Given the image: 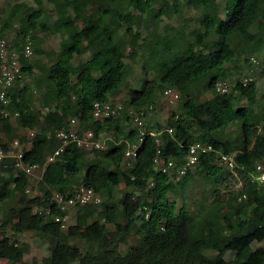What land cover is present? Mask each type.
I'll use <instances>...</instances> for the list:
<instances>
[{
	"label": "trees",
	"instance_id": "obj_1",
	"mask_svg": "<svg viewBox=\"0 0 264 264\" xmlns=\"http://www.w3.org/2000/svg\"><path fill=\"white\" fill-rule=\"evenodd\" d=\"M217 1L22 0L7 10L0 38L14 31L11 42L28 80L16 82L9 94L17 118L0 111V148L7 154L0 160L4 264H29L23 261L28 245L16 238L25 232L46 241L49 254L41 264H264V188L251 178L256 163L264 162V103H258L255 81L244 87L237 77L229 92L215 89L220 78L230 79L228 63L242 55L250 63L249 54L264 47V0H225L224 16ZM44 2L54 12L51 20ZM184 2L199 10L197 25L188 35L170 24L161 31L162 18L180 16ZM38 31L58 34L60 47L41 46ZM26 38L39 58L24 56ZM127 48L132 50L129 58L140 60L151 78L130 88L120 115L95 119L93 103L112 101L132 75L130 62L120 55ZM166 87L180 98L164 125L145 122L146 130L159 132L157 143L153 135H139L129 113L156 105ZM240 98L246 105L237 104ZM72 118L79 137L88 130L115 131V136L103 148L86 149L75 140L63 143L55 130L67 128ZM233 121L242 137L238 149L226 134ZM28 130L34 135L29 137ZM119 138L123 140L117 142ZM15 139L19 147L13 145ZM127 141L138 143L129 163ZM194 141L211 143L214 150L179 181L154 169L157 149L179 162ZM58 148L54 160L46 162ZM18 149L24 162L44 166L38 182L8 155ZM220 152L233 154V171L216 163ZM193 178L206 183L212 197L195 214L177 209L169 198L174 186ZM121 183L116 194L109 193ZM79 184L101 195L99 210L94 215L80 206L75 223L62 228L53 216L66 211L57 208L53 192L70 194ZM77 240L84 241V248ZM255 242L263 244L255 247Z\"/></svg>",
	"mask_w": 264,
	"mask_h": 264
},
{
	"label": "built area",
	"instance_id": "obj_2",
	"mask_svg": "<svg viewBox=\"0 0 264 264\" xmlns=\"http://www.w3.org/2000/svg\"><path fill=\"white\" fill-rule=\"evenodd\" d=\"M23 54L25 57H31L33 50L31 47V41L26 38L22 45ZM249 61L251 63L257 62L254 55L249 56ZM24 76L21 71V63L19 61L18 51L13 47L11 39L0 38V103L2 104L1 113L11 119H16L18 116V111L14 110L10 106V91L18 82L20 85L23 82ZM239 83L246 87L250 82L254 81L251 75H242L238 78ZM235 83V82H233ZM234 85V84H233ZM216 91L220 93H227L231 89V81L229 78H220L215 83ZM162 96L174 102L179 100L180 95L177 90L172 87H166L162 91ZM152 105H149L144 111L150 109ZM122 106L120 104H114L112 101L103 103L101 101H95L92 107V115L95 119H102L111 115H117L120 112ZM45 107L44 110H47ZM144 111H130V121L133 126L138 129L139 135L143 136L145 134H150L155 136V141L160 143L159 132L148 131L145 129V112ZM77 123L74 118L70 120L67 128H61L55 130L57 137L62 139L63 143L70 140L77 141L78 145L86 148H103L105 146V141L107 139L112 140L114 137H103L104 134L99 132L95 134L93 131L88 130L82 134L81 137L77 135ZM168 132H172L171 127L164 128ZM28 136L34 135L33 130L27 131ZM123 138L117 139V142H121ZM13 145L19 147V141L15 139ZM138 143L127 141V147L124 151V156L127 159V163L133 160L137 154ZM61 148L56 149L52 154H50L46 162L53 161L55 156L59 153ZM214 147L211 143H206L202 141H194L186 146V151L179 162L172 157H164L160 154V150L157 149V153L153 159L154 169L160 170L166 173L170 179L174 182L179 181L188 170L193 169L200 161L203 154L213 151ZM7 154L0 148V160ZM15 157V166L19 170L23 171L28 177L32 178L36 182L42 176L44 166H40L38 163H28L24 162L22 159V150L8 153ZM216 163L220 166L234 170L235 161L233 154H227L220 152L216 159ZM255 174L251 175L252 180L264 188V162H258L255 165ZM29 191V188H26ZM245 198V194L241 195L239 199ZM52 199L55 202L57 208L66 211L64 215L56 214L54 215L55 221H58L62 228H66V221L69 218L70 211L75 207L86 206L89 204H99L102 202V197L97 193L92 187H88L84 184H79L75 187L72 193H62L59 191L53 192ZM49 213V209L46 210Z\"/></svg>",
	"mask_w": 264,
	"mask_h": 264
},
{
	"label": "rangeland",
	"instance_id": "obj_3",
	"mask_svg": "<svg viewBox=\"0 0 264 264\" xmlns=\"http://www.w3.org/2000/svg\"><path fill=\"white\" fill-rule=\"evenodd\" d=\"M22 0H0V21L2 17L5 15L7 10ZM32 2V0H28ZM224 2L225 0H218V12L220 15L224 16ZM43 6L47 10L48 18L51 20L54 18V12L51 8V5L47 2L43 3ZM199 14V10L196 9L191 4L183 3L182 6V13L180 16H167L163 17L160 23L161 31L165 30L167 24L174 25L180 28V31L188 35L189 31L197 25V17ZM186 19V20H185ZM188 19V20H187ZM251 30H254V26H251ZM148 31V29H143V32ZM14 31H8L5 34V39H12L14 37ZM37 35L42 39L41 46H44L46 49H58L60 47V40L61 37L58 34L51 33L49 31H38ZM32 47V45H31ZM33 48V47H32ZM132 50L127 48L126 50L121 52V57L130 62L132 66V75L131 77L124 83L121 91L117 93L113 98L112 102L114 104H120L122 108L118 115L122 113V110L125 105V99L130 88L138 87L140 81L143 78L150 79V75L145 72V68L141 66V62L138 59H130L129 53ZM254 55L257 59L255 63H248L245 61L244 56H238L232 63H228L226 65V69L231 71L230 81H231V88L233 87V82L235 78L240 77L242 75H251L256 82L257 85V99L258 103H264V47L255 53L249 54V56ZM39 58L38 55L33 53L30 59ZM82 58H85L83 56ZM42 59L45 61L46 58L42 56ZM79 58H75L74 61H77ZM239 75V76H238ZM28 77L25 76L23 81H27ZM209 95L208 92L205 93V96ZM38 96V93H35V97ZM179 100L170 102L169 100L165 99L162 94L158 96L156 105L152 106L150 109L146 111L145 122L147 124H151L153 122H160L163 125L165 124V120L170 115V113L176 110L178 106ZM239 106L246 105V100L243 98L238 99ZM38 103L36 102V106ZM115 131L108 132L104 134L103 137H114ZM226 134L234 140V145L236 149H238L242 145V137L240 136V132L237 128L236 121H233L229 127L226 129ZM248 139H251L249 136ZM237 185V184H235ZM124 184L121 183L118 186L114 187L109 191V193L116 194L118 189L123 187ZM169 198L176 201L177 209H181L186 213H196L199 209L202 208V205H208L209 202L212 200V197L209 196L208 193V185L204 183L201 179L193 178L188 184L184 186H179L178 184L171 189L169 193ZM89 212H92L94 215L99 210V204H89L85 207ZM80 210L78 207L73 208L70 211L69 218L66 221L67 226L75 223L76 216L79 214ZM12 219H16L14 216ZM81 228V227H79ZM7 233L9 235L12 234V231L8 228ZM16 238L22 242L27 243L28 251L23 256V261L29 264H41V258L43 256H47L49 254V247L45 241V239L41 238L40 236L34 235L32 233H19L16 235ZM76 243L81 248H84L85 243L82 240H77ZM263 242H255L254 246H260ZM208 254H213V252L207 251ZM231 253L227 254V257H230ZM5 259L0 258V264H4ZM17 264H21L20 262Z\"/></svg>",
	"mask_w": 264,
	"mask_h": 264
}]
</instances>
